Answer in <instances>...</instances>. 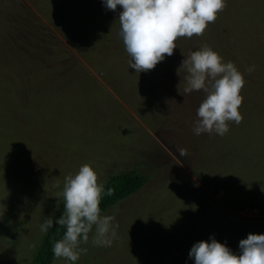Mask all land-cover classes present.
Here are the masks:
<instances>
[{"label": "rangeland", "instance_id": "obj_1", "mask_svg": "<svg viewBox=\"0 0 264 264\" xmlns=\"http://www.w3.org/2000/svg\"><path fill=\"white\" fill-rule=\"evenodd\" d=\"M226 5L203 36L176 42L157 82L155 68L129 67L119 6L0 0V264H31L65 177L85 163L103 183L135 170L143 184L102 211L119 225L112 246L94 245L93 230L74 264H195L196 242L239 254L264 234V0ZM204 44L246 81L243 120L223 136L194 134L205 93H184L180 65Z\"/></svg>", "mask_w": 264, "mask_h": 264}, {"label": "clouds", "instance_id": "obj_2", "mask_svg": "<svg viewBox=\"0 0 264 264\" xmlns=\"http://www.w3.org/2000/svg\"><path fill=\"white\" fill-rule=\"evenodd\" d=\"M105 7L116 11L129 67L136 73L147 72L172 56L181 38L203 36L208 25L214 23L226 5V0H103ZM187 75L184 93L203 91L205 98L197 109V120L193 132L196 135L216 133L220 136L229 131V123L239 124L243 116L239 109L244 97V74L234 62H225L223 57L207 44L192 51L183 59L180 67ZM251 73L254 66L245 70ZM180 156L187 150L178 148ZM114 189L108 188L111 196ZM105 194L104 183L97 171L83 164L74 175L65 177L59 196L64 200V214L56 223L66 228L63 237L52 248L56 259L76 262L87 253L89 234L96 246L111 247L117 237L118 222L115 215H103L101 201ZM115 222V223H114ZM53 219L46 218L40 231L47 233ZM240 253H234L226 244L211 239L196 242L188 255L195 264H264V234L249 233L239 242Z\"/></svg>", "mask_w": 264, "mask_h": 264}, {"label": "trees", "instance_id": "obj_3", "mask_svg": "<svg viewBox=\"0 0 264 264\" xmlns=\"http://www.w3.org/2000/svg\"><path fill=\"white\" fill-rule=\"evenodd\" d=\"M171 56H166L163 61L169 62ZM162 62V61H161ZM160 67L162 70L163 65L159 62L155 66V81L164 82L159 75ZM143 184V177L135 170H128L120 174L111 175L108 180L104 183L105 194L101 201V211H104L107 207L116 201H119L129 194L136 191ZM114 189V193L109 196L107 195V189ZM64 214V202L61 208L52 216L54 221L53 226L48 229L45 233L39 248L37 249L31 264H51L54 254L52 251L54 243L63 237L66 228L60 226L56 223L62 215Z\"/></svg>", "mask_w": 264, "mask_h": 264}]
</instances>
